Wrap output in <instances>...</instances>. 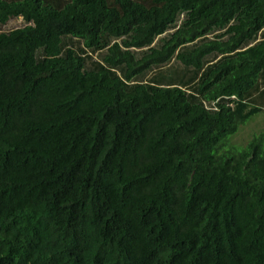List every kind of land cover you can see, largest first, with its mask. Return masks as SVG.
<instances>
[{
	"label": "trees",
	"instance_id": "obj_1",
	"mask_svg": "<svg viewBox=\"0 0 264 264\" xmlns=\"http://www.w3.org/2000/svg\"><path fill=\"white\" fill-rule=\"evenodd\" d=\"M151 2L0 0V264H264V0Z\"/></svg>",
	"mask_w": 264,
	"mask_h": 264
},
{
	"label": "rangeland",
	"instance_id": "obj_2",
	"mask_svg": "<svg viewBox=\"0 0 264 264\" xmlns=\"http://www.w3.org/2000/svg\"><path fill=\"white\" fill-rule=\"evenodd\" d=\"M9 2H15L20 0H5ZM111 5L115 3V0H108ZM152 0H143L144 4L151 5ZM65 2L67 0H45L46 4H52L55 8L62 9L65 6ZM16 23V22H14ZM264 132V111H262L259 115L254 116L251 121L248 122L247 125L243 126L238 134L235 136V141L238 143L246 144L254 135L260 134Z\"/></svg>",
	"mask_w": 264,
	"mask_h": 264
}]
</instances>
